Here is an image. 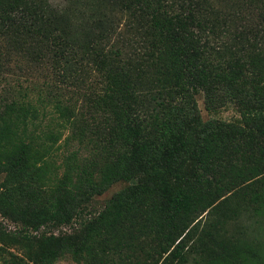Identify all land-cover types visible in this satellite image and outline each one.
Here are the masks:
<instances>
[{
  "label": "trees",
  "instance_id": "16d2710c",
  "mask_svg": "<svg viewBox=\"0 0 264 264\" xmlns=\"http://www.w3.org/2000/svg\"><path fill=\"white\" fill-rule=\"evenodd\" d=\"M17 65L60 85L0 89V264H260L221 236L264 219V0H0Z\"/></svg>",
  "mask_w": 264,
  "mask_h": 264
},
{
  "label": "rangeland",
  "instance_id": "374dc122",
  "mask_svg": "<svg viewBox=\"0 0 264 264\" xmlns=\"http://www.w3.org/2000/svg\"><path fill=\"white\" fill-rule=\"evenodd\" d=\"M66 0H50V2L53 4V6H59L65 3ZM22 65V64H20ZM26 65V64H24ZM18 66V67H17ZM13 68H11V71L9 74H5L2 76L0 79V89L6 88L7 86L5 85L6 82H11L13 84L17 83L21 87H24L26 91H28L31 94H36L38 93H45V84H58L60 83L57 81L55 82L53 79H56V76H54L52 73L51 75L47 73V71L43 72V70L36 71L32 68L29 67V69L25 68L24 66H19L17 65ZM13 72V73H11ZM5 77V78H3ZM197 106L200 109L201 115L203 119H209V118H218V119H225V120H231L235 118H239V112L237 111L236 105L232 104H226L222 108L214 111V112H209L206 110L202 94H198L195 96ZM61 148L60 150H62ZM61 152V151H59ZM58 162L60 163L59 157H57ZM4 174H0V182L3 180ZM138 178L135 177L132 179V182H137ZM126 185V182H116L115 184L111 185L106 191L99 195H95L93 199L87 204V208L85 212L82 214V217H87L90 215L91 211H98L101 209L105 203L108 201V199L123 188ZM90 212V213H89ZM205 215V214H204ZM207 215L203 217L205 220ZM0 221L4 224V226L7 228V230L13 231L17 228V224L9 221L8 219L5 220L0 216ZM260 228L258 230H253L251 234L253 235L250 236V230L245 229V226L240 223H234L231 222L230 225L227 227V231L225 230V233L222 234V239L227 240L229 243L230 247V252H232L238 260L240 261V257L243 256L242 253V248H243V242L252 244L253 241L250 239L252 238H257L260 240L263 244V250H264V219L259 223ZM257 226V225H256ZM70 227L69 226H57V227H42L40 231H46V232H51V233H58L62 231H69ZM247 230V231H245ZM257 231V232H256ZM37 233V232H33ZM232 241V242H231ZM259 263L264 264V251L261 254V257L259 258ZM55 264H75L69 257H64L56 261ZM247 264V263H246Z\"/></svg>",
  "mask_w": 264,
  "mask_h": 264
}]
</instances>
